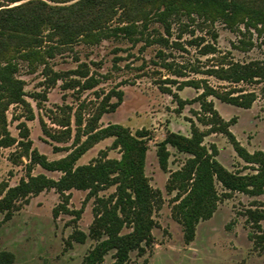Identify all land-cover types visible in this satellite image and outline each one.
Returning a JSON list of instances; mask_svg holds the SVG:
<instances>
[{
	"label": "rangeland",
	"instance_id": "374dc122",
	"mask_svg": "<svg viewBox=\"0 0 264 264\" xmlns=\"http://www.w3.org/2000/svg\"><path fill=\"white\" fill-rule=\"evenodd\" d=\"M178 27L176 24L173 34L168 36L169 45L149 44L145 35L138 41L111 37L96 44L80 41L57 48L54 57L48 60L49 66L64 75L54 84L48 82L43 64L22 60L18 76L24 80L28 104L9 106L6 111L8 128L21 139L19 123L25 121L32 146L49 159H58L75 147L78 135L81 141L86 138L85 127L95 121L107 94L122 90L123 101L114 111L105 112L97 125L119 122L132 132L141 128L148 130L146 174L153 188L159 191L153 211L154 243L143 253L133 250L128 264H264V239L261 237L264 235V191L255 195L229 191L218 183L221 199L217 209L210 218L197 224L195 238L186 242L182 224L173 215L178 190H169L167 183L171 172L183 165L188 154L171 148L167 169H163L156 153L157 143L168 131L190 134L191 120H194L200 129L207 131L204 142L217 145V158L222 164L242 174L253 171L254 164L237 154L226 133L208 132L209 126L199 120L204 110L201 99L196 97L202 88L184 83L207 79L220 90L236 87L254 91L257 97L248 108L212 95L207 99L213 101L225 120L231 121L229 128L244 147L251 152L264 150V78L235 83L204 72L220 57L264 63V29L246 28L243 24L230 27L220 21L196 22L180 35ZM150 28L149 39L158 37L163 30L155 21L150 23ZM213 31L217 32L216 38ZM200 36L204 37V43H214L215 53L205 54L203 44L190 42ZM81 63H85L83 67L89 69V75L99 80L91 88L69 84L78 77L70 73L71 70L79 68ZM79 78L83 83L85 77ZM167 88H171V92ZM179 97L185 101L183 106L179 105ZM116 100L112 96L110 102ZM30 109L35 115L33 119L28 118ZM65 120L70 123L63 125L61 121ZM113 139L110 136L94 143L77 164L120 157V149L112 147ZM38 173L53 178L62 174L31 162L18 142L0 148V189ZM114 189L111 186L99 193L107 195ZM226 192L229 195H225ZM95 205L96 197H88V189L78 188L59 191L49 187L27 198H19L11 215L0 214V251L13 252L14 264H80L97 240L89 236L84 242H78L72 234L77 229L89 232ZM113 253L114 250L110 251L100 264H111Z\"/></svg>",
	"mask_w": 264,
	"mask_h": 264
},
{
	"label": "trees",
	"instance_id": "16d2710c",
	"mask_svg": "<svg viewBox=\"0 0 264 264\" xmlns=\"http://www.w3.org/2000/svg\"><path fill=\"white\" fill-rule=\"evenodd\" d=\"M152 21L160 23L163 30L158 37L149 39ZM216 21L230 27L243 24L246 28L264 29V0H0V148L18 142L25 148L31 162L50 171L62 172L58 178L46 173L30 174L28 179L1 188L0 214L11 215L19 198H27L49 187L59 191L88 189V197H96L94 220L88 233L77 229L72 237L84 242L91 236L97 242L80 264H100L112 250L114 259L111 264H128L133 250L143 253L146 247L151 246L155 238L152 230L156 225L153 211L159 191L153 188L146 174L148 130L141 128L132 132L119 122L97 125L105 112L114 111L123 101L124 92H109L100 105L95 121L85 127L86 138L81 141V135H78L75 147L68 154L49 159L32 146L25 121L19 123L21 139L8 128L6 111L9 106L14 103L28 104L24 80L18 76L20 62L28 60L30 64H43L48 82L54 84L64 73L53 70L48 60L62 46L80 41L96 44L111 37L138 41L145 35L149 44L160 42L169 45L168 36L173 34L176 24L181 35L192 23ZM213 36L217 37L216 31H213ZM202 40L204 37L200 36L190 42L203 44L202 52L205 54L216 52L213 42L204 43ZM175 44L181 46V43ZM84 64L71 70L70 73L78 77H72L69 84L91 88L98 83L97 78L89 75V69L83 67ZM166 64L170 68V64ZM204 72L228 82H248L264 78V63L220 57ZM79 77H85L83 83ZM184 84L202 88L196 98L201 99L204 110L199 120L209 126L208 132L226 133L237 154L254 164L253 171L249 173L228 169L217 158V145L204 142L207 131L200 129L194 120H191L190 134L171 130L157 143L156 153L163 169H167L171 148L188 154L183 165L171 172L167 188L178 190L173 215L182 224L185 241L191 242L195 238L197 224L210 218L217 209L221 199L218 183L229 191L238 190L253 195L263 193L264 150L251 152L244 147L229 128L231 121L225 120L213 101L207 99L212 95L224 102L248 108L257 97L254 91L236 87L220 90L207 79L188 80ZM167 90L171 92V88ZM112 96L117 100L110 102ZM178 101L180 106L185 103L180 97ZM34 117L31 111L28 118ZM61 123L68 125L70 121ZM110 136L114 138L112 147L121 151L120 157L77 164L81 155L94 143ZM111 186L115 187L111 193H99ZM261 237L264 239V235ZM14 260L13 252L0 251V264H14Z\"/></svg>",
	"mask_w": 264,
	"mask_h": 264
}]
</instances>
